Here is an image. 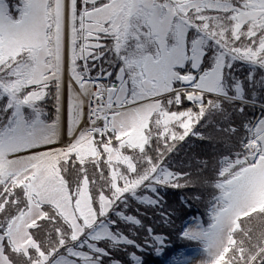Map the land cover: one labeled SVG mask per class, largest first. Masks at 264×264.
I'll return each mask as SVG.
<instances>
[{
  "label": "snow or ice",
  "instance_id": "1",
  "mask_svg": "<svg viewBox=\"0 0 264 264\" xmlns=\"http://www.w3.org/2000/svg\"><path fill=\"white\" fill-rule=\"evenodd\" d=\"M0 264H264V0H0Z\"/></svg>",
  "mask_w": 264,
  "mask_h": 264
},
{
  "label": "trees",
  "instance_id": "2",
  "mask_svg": "<svg viewBox=\"0 0 264 264\" xmlns=\"http://www.w3.org/2000/svg\"><path fill=\"white\" fill-rule=\"evenodd\" d=\"M192 142H194V141H192ZM192 142H190V143H192ZM193 215H198V213L190 212L188 214V218H191Z\"/></svg>",
  "mask_w": 264,
  "mask_h": 264
},
{
  "label": "rangeland",
  "instance_id": "3",
  "mask_svg": "<svg viewBox=\"0 0 264 264\" xmlns=\"http://www.w3.org/2000/svg\"><path fill=\"white\" fill-rule=\"evenodd\" d=\"M189 254H192L191 251L189 252Z\"/></svg>",
  "mask_w": 264,
  "mask_h": 264
}]
</instances>
